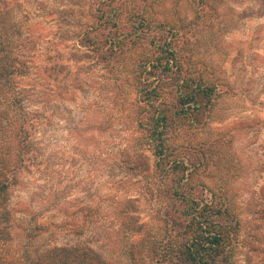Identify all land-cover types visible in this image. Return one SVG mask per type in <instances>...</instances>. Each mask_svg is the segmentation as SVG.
<instances>
[{"label":"rangeland","instance_id":"374dc122","mask_svg":"<svg viewBox=\"0 0 264 264\" xmlns=\"http://www.w3.org/2000/svg\"><path fill=\"white\" fill-rule=\"evenodd\" d=\"M0 31L19 63L17 93L35 125L34 153L23 166L18 108L6 111L0 93V174L11 183L3 259L33 264L53 247L83 244L104 264H170L167 249L178 237L167 212L180 201L166 195L165 173L150 179L133 165L157 108L175 122L166 136L170 160L198 167L189 185L195 193L219 198L224 188L237 207L261 212L264 0H0ZM115 39L125 46L111 53L103 45ZM168 39L182 68L166 73L148 57ZM154 76L161 99L141 108L140 84L154 89ZM181 79L219 87L210 113L203 108L186 120L176 113ZM262 216L242 221L264 228ZM237 245L236 263L264 264V254L247 263V249Z\"/></svg>","mask_w":264,"mask_h":264},{"label":"trees","instance_id":"16d2710c","mask_svg":"<svg viewBox=\"0 0 264 264\" xmlns=\"http://www.w3.org/2000/svg\"><path fill=\"white\" fill-rule=\"evenodd\" d=\"M144 26L146 24L143 22L137 26L135 31ZM167 26L170 27L168 23H164V27ZM170 31L174 35H178L181 29L170 28ZM170 43L171 40H166L163 45H159L161 51H157L148 57L152 66L154 65L166 73L173 71L175 67L180 68V70L182 68L178 59V50L173 49ZM107 45L110 46L111 53H113L114 48L118 49L125 46L124 43L119 44L116 39L112 42L106 41L103 46ZM18 70L19 63L16 56L5 36L0 33V93L2 96L4 93L3 100L6 111L7 109L10 111L15 107L18 108V111L17 109L15 111L14 138L17 145V159L24 166L27 164L26 162L30 161L34 153L35 141L32 136L35 125L25 110L23 98L19 97L17 93V80H15L14 75ZM154 79L157 82L154 89L151 87V83H146L147 81L140 84L143 85L138 99V105L141 108L154 106L161 97L163 92L161 79L156 76ZM179 85L178 104L180 110L176 113L182 119L194 118L195 114L203 108H208V113H210V109H212L219 95L218 86L194 79H181ZM154 94H156V99L153 97ZM173 124L175 122L157 108L144 125V133L141 136L143 144L137 148L136 152L139 160L133 161V165L137 169H144L148 172L147 178H154V175L156 176L155 171H161L163 173L161 176L165 173L166 195L168 194L170 199L176 200V202L180 201V204L176 205L175 212H167L168 223L173 225L171 231L176 233L178 241L173 246L168 247L166 261L170 264H238L235 261V250L239 240L243 242L245 250L247 249L245 255V261L248 260L247 263L253 260L254 254H264V239L261 238V232H259L261 229L264 232V228L249 224L251 222L242 221L244 214L247 213L253 216L262 214L263 218L260 220H264V206L261 212H256L251 207L239 208L233 203L231 193L226 192L224 188L220 189L219 198L217 195H212L209 199L195 193L190 186L194 181V173L198 167L192 164L188 165L186 159L179 156L170 160L172 155H169L170 148L166 136ZM151 152L152 155H149ZM151 156L155 157L153 168L148 163ZM202 158L206 159V155L202 154ZM6 174H0L1 235L5 231V228L1 229L2 224L9 223L7 221L11 216L6 205L9 200L11 183L8 178L9 175ZM261 190L264 198V186ZM4 242L5 240L0 237V250L3 248ZM158 248H154L153 251L158 253ZM98 255L99 253L90 245H65L53 247L48 251L46 257L39 262H33V264H104ZM0 264L20 263L8 262L0 254Z\"/></svg>","mask_w":264,"mask_h":264}]
</instances>
